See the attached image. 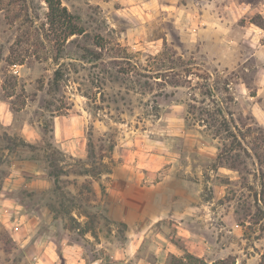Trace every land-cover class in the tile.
I'll list each match as a JSON object with an SVG mask.
<instances>
[{
  "label": "rangeland",
  "instance_id": "1",
  "mask_svg": "<svg viewBox=\"0 0 264 264\" xmlns=\"http://www.w3.org/2000/svg\"><path fill=\"white\" fill-rule=\"evenodd\" d=\"M233 2L256 7L247 10L238 23L248 21L257 25L261 31L257 38L263 43L264 0H61L86 30L87 38L91 39L88 41L76 35L65 40L50 27L47 7L42 0H0V98L8 102L13 114L9 126L13 134L7 135L0 125V150L19 147L18 133L24 123H31L39 128V137L33 143L34 149L27 148L45 161L46 156L53 158L58 170L56 183L50 175L52 184L48 195L43 196L47 206L44 212L36 205L40 197L26 190L18 193L23 207L18 208L14 216L0 210V264H37L34 254L42 244L37 240L38 233H46V239L49 234L51 240L58 243L63 239L79 248V255H83L86 264H114L117 258L125 264L152 262L154 241L131 255L129 249L127 252L125 229L104 215L98 190L106 180L105 175L93 179L77 172L98 164L99 154L107 149V139L113 142L111 160L104 156L102 161L112 170L123 158L124 150L134 147L136 137L165 135L166 131L162 130L167 129L168 122L164 120L165 104L183 100L185 94H188L186 99L190 98L188 104L195 106L188 125H194L200 109L213 110L216 106L229 113H224L229 131L241 141L242 147L232 151L238 152L242 160L236 166L240 178L235 183L229 181L223 205L225 214L233 215L240 229L227 234L234 245H229L231 249L224 264H260L264 260V126L242 110L250 102L264 110V90L257 94L258 89L264 87V51L255 53L258 44L255 47L241 44L233 27L223 40L225 53L237 56L238 64L234 68H220L200 49V42L196 40L197 29L205 25L203 17L218 16L223 24L235 25L229 22L231 9L228 7ZM97 35L102 36L105 48L92 43V37ZM81 47L92 50V55L99 54L100 59L82 53ZM180 63L194 74L187 77ZM59 65H62V78L54 87L51 83ZM117 70L126 73H117ZM106 71L108 73L104 74ZM161 74L162 80L177 79L185 83L188 78L191 83H185L187 88L181 89V95L173 99L174 86L155 77ZM145 80L152 85L151 89L142 84ZM224 81L229 87L241 81L254 98L247 99V103L241 99L233 104L231 111L232 96L229 87L228 91L224 90ZM211 86L215 91H209L211 95L204 97L202 92L210 90ZM209 100L215 101L214 107ZM42 122L48 123L45 130ZM72 124L80 128L79 135L67 132ZM54 128L66 133L63 138L58 133L54 136ZM208 134L211 136L210 132ZM88 138L94 146L96 159L93 162L96 163L87 157ZM179 140L168 142L178 145ZM231 141V138L217 139L221 149L222 142L229 147ZM73 146L74 155L70 153ZM2 160L5 159L0 152V176L5 170ZM50 170L48 168V172ZM26 207L35 209L30 211ZM73 212L83 215L84 222L79 223ZM26 213L33 214L36 222L25 218ZM196 225L202 229L199 223ZM30 233L32 236L23 242L21 238ZM59 245L62 247V242ZM178 245L184 249L182 242ZM122 253L126 254L125 258L121 257ZM187 254L176 258L168 255L159 261L163 264H222L221 259L204 258H199V263ZM55 258V264L67 261L65 257Z\"/></svg>",
  "mask_w": 264,
  "mask_h": 264
},
{
  "label": "crops",
  "instance_id": "2",
  "mask_svg": "<svg viewBox=\"0 0 264 264\" xmlns=\"http://www.w3.org/2000/svg\"><path fill=\"white\" fill-rule=\"evenodd\" d=\"M231 4L228 7L231 9L229 22L235 25L223 24L222 18L218 16H206L207 18L202 19L205 25L196 31L200 49L214 59L220 68H234L238 64L237 56L231 57L225 53L226 45L223 40L224 35L233 27H236L241 44L254 47L258 44L254 48L255 53L264 51V42H259L257 38L261 34L258 31L260 28L248 21L238 23L240 18L245 17L247 10L251 11L256 7L250 3ZM259 13L263 14L260 10ZM185 87H174L171 98L179 97L180 90ZM261 90L264 87L258 89V95L263 93ZM229 93L232 96L229 106L231 111L233 104L241 99L247 103V99L254 98L241 81L229 87ZM187 95L185 94L186 97ZM186 97L173 104H165L164 120L168 122L167 129L164 127L162 130L166 134L160 138L136 137L134 147L125 149L123 158L116 167L110 173L104 174L106 180L103 190H98L106 218L125 229L127 252L129 249L132 255L144 244L150 241L156 243L153 261L147 264H163L159 260L167 258L168 255L180 257L186 252L198 258L225 259L231 249L229 245H234L233 240L229 242L231 236L227 234L236 233L240 229L234 216L225 214L223 209L227 185L229 181L235 183L239 180L240 174L237 169L218 162L217 138L210 136L204 125L197 122L188 125L190 114L188 115L187 109L190 98ZM242 110L243 114L252 115L259 125L264 126V110L257 109L253 102ZM12 119L8 102L0 98V125L4 127L7 135L13 134L9 129ZM38 132V127L26 122L18 137L25 143L33 144L39 137ZM67 132L77 136L80 128L72 124ZM57 133L61 138L66 134L63 130L59 129L57 132L54 128V136ZM168 140H179L181 144H169ZM0 152L5 159L1 162L5 170L0 176V210L14 216L15 211L23 207L18 193L26 190L32 196L40 197V203L36 205L40 206L39 211L44 212L47 206L43 203V196L48 195L52 184L47 162L37 154L34 157V153L26 146L20 145L13 149L3 147ZM70 153H76L74 146ZM26 209L32 211L35 208ZM24 217L36 222L33 214L26 213ZM73 217L79 223L84 222L85 217L81 214L73 212ZM199 219H202V223L198 222ZM30 223L33 225V222ZM195 223H199L202 229ZM32 233L21 238L23 242H27ZM46 237V233L37 234V240L42 243L34 254L37 264H55L53 260L58 256L66 258L65 264H86L83 255H79V248L70 246L63 239L60 240L63 244L61 247L58 246L60 242L51 240V235L48 234L47 239ZM180 242L184 244V249L179 248ZM179 254L181 255L177 256ZM121 257L125 258L126 254L122 253ZM117 259L114 264H125Z\"/></svg>",
  "mask_w": 264,
  "mask_h": 264
},
{
  "label": "trees",
  "instance_id": "3",
  "mask_svg": "<svg viewBox=\"0 0 264 264\" xmlns=\"http://www.w3.org/2000/svg\"><path fill=\"white\" fill-rule=\"evenodd\" d=\"M42 1L46 4V7H47L46 19H47L49 26L54 28L56 31H58L60 33V35L65 40L67 38L73 36V35H76L85 41H88V39H90V38H87L88 34H87L86 30L83 28V26L77 21L76 16L71 14L67 10V8L61 4V0H42ZM92 41H93L92 43L96 47H98L100 49L105 48V45L103 42L104 40H103L102 36H100V35L94 36V37H92ZM81 51L84 54L90 53L92 55L94 53V52H92V50H90L89 48H86V47H81ZM92 57H94V59H100L101 56L99 54H97V55H92ZM177 60H180V58H178ZM180 65L183 68V71L187 74V77L194 74V72L192 70H190L189 68H186V66L182 65V63H180ZM192 65H194V64H192ZM61 66L62 65H59L55 69L51 86H54V87L58 86V83L62 78ZM187 66H189V64H187ZM120 72H121L120 70H117V73H120ZM106 73H108V71L104 72V74H106ZM121 73L125 74L126 71H122ZM155 77H157V78L161 77L160 79L161 80L163 79L162 74H161V76H155ZM162 81H163V83H166V84L174 86V87L184 86L185 83H187V82L191 83L188 78L185 80L186 81L185 83H183L177 79H172L170 81H167V80H162ZM196 83L198 85V82H196ZM142 84L144 86L148 87V89L152 88V85H150L148 83V81H146V80ZM228 85H229V83L224 81V86H225L224 90L225 91H228V87H229ZM202 86L204 88H206L207 84H202ZM188 87H190V85ZM211 90L214 92L215 87L211 86L210 90L205 89L204 93L202 92V95L204 97L207 95L210 96L211 94L209 91H211ZM191 100L195 101L194 97H192ZM230 100H231V98H230ZM203 101L204 100H201V102H203ZM209 101L214 107L215 101L214 100H209ZM187 112H188V115L189 114H193V115L195 114L194 104H191V103L188 104ZM224 113L229 114L224 109L217 108L216 106H215V108H213V110H210L206 107V108L199 110L197 117L194 120L198 124L204 125V128L211 133L213 138H217L218 140H220V139L225 140V138H231L232 139L231 145L229 147H227L224 142L221 143L223 148L222 149L219 148L217 159H218L219 163L225 162L229 168L237 169L236 168L237 164L242 163L241 162L242 160H240V154L238 152H232V151L237 149L236 147H242L241 141L234 132L229 131L230 128L228 127V124L226 123V120L224 118ZM42 127L45 130L46 127H48V123L42 122ZM20 145L29 147L30 149L35 148V146L33 144L25 143L23 140H21ZM106 147H107V149H105V153L99 154V156H98L99 162L97 165L92 166V168L90 170L82 169L81 171H79L77 173L79 175L90 176L93 179H99L102 175L110 173L111 169H109L107 167L106 163H104L102 161V159L104 156H107L111 160V152L113 150V142H111V141H109V139H107V146ZM87 152H88L87 157L89 159H91L92 163H96V162H93L94 159H96V155H95L93 143H92L90 138H88V142H87ZM33 156L35 157L36 155L34 154ZM45 159H46V161L48 160L47 166H48V168L51 169L49 171V175L53 176L54 182L56 183L57 177H58V170L55 167L54 160H53V158L49 159V156H46ZM100 187L103 190V185ZM187 256H188V258H194L195 260L199 261V263L201 261L198 257H195L193 255L187 254ZM172 257L176 258L175 256H172ZM221 263L224 264L225 259H222ZM263 263H264V260L262 259L260 264H263ZM211 264H216V263L213 262Z\"/></svg>",
  "mask_w": 264,
  "mask_h": 264
}]
</instances>
